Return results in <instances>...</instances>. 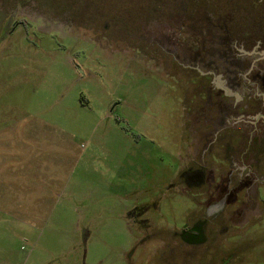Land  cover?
<instances>
[{
	"label": "rangeland",
	"instance_id": "374dc122",
	"mask_svg": "<svg viewBox=\"0 0 264 264\" xmlns=\"http://www.w3.org/2000/svg\"><path fill=\"white\" fill-rule=\"evenodd\" d=\"M238 1L0 0V264L156 262L193 207L192 44Z\"/></svg>",
	"mask_w": 264,
	"mask_h": 264
},
{
	"label": "flooded vegetation",
	"instance_id": "af4514ba",
	"mask_svg": "<svg viewBox=\"0 0 264 264\" xmlns=\"http://www.w3.org/2000/svg\"><path fill=\"white\" fill-rule=\"evenodd\" d=\"M227 5L229 20L212 17V38L192 44L198 74L190 85L198 94L191 105L204 126L183 141L187 158L172 186L193 207L179 226L162 228L154 264H264V0ZM218 114L230 120L224 134L214 130ZM238 144L244 148L233 155Z\"/></svg>",
	"mask_w": 264,
	"mask_h": 264
}]
</instances>
